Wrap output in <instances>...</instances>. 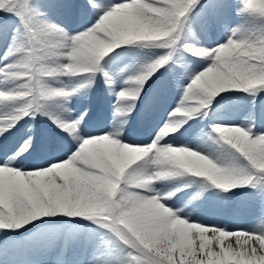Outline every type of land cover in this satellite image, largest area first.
<instances>
[{"label":"snow or ice","instance_id":"6c2138e0","mask_svg":"<svg viewBox=\"0 0 264 264\" xmlns=\"http://www.w3.org/2000/svg\"><path fill=\"white\" fill-rule=\"evenodd\" d=\"M234 7L229 26L230 0H0V264H264V127L199 126L225 94L264 93V0ZM99 80L111 124L88 132ZM241 189L259 225L193 216Z\"/></svg>","mask_w":264,"mask_h":264},{"label":"bare ground","instance_id":"6f19581e","mask_svg":"<svg viewBox=\"0 0 264 264\" xmlns=\"http://www.w3.org/2000/svg\"><path fill=\"white\" fill-rule=\"evenodd\" d=\"M57 18L61 22L67 24L70 28H75L77 26V22L74 20L71 22V19H69V18H65V17H57ZM200 38H201V40L205 38L202 35V33H200ZM208 39H209V37L205 38V40H208ZM219 39H220V32L216 31V32L212 33V35L210 37V42H213V46H214V42L219 40ZM128 62H129L128 60H124L121 63L123 64V63H128ZM161 71H163V70H161ZM158 75H160V74L158 73L157 76ZM100 85L102 86V92L100 91L101 90ZM103 87H104L103 81L101 83V80H99L98 83L96 84V86L92 89V91L90 93V103H89V105H87L89 108V116L86 117V123L84 124L85 131H88V132L98 131L99 129L103 128L104 126L111 124V112H112L111 103L114 101V97H109L107 95L106 90H104ZM169 102L170 101L165 102L161 105H157L156 108L148 114V116L146 118L147 124L144 123L145 119L143 121H141L140 119L136 118V114L134 113L133 118L129 121V123L132 126V132H131L129 139L135 140V141H142V140L147 139V136H148L149 132L151 131L152 126L161 117H163L166 114L165 109L168 107ZM92 104L95 106L94 110H93ZM98 105H101V108L94 115L95 109ZM85 106H86L85 103L80 99H74L72 102V105H71L74 112L82 110ZM257 110L258 109H255V108L250 109L249 113H251L252 116L254 117V115L257 113ZM226 115H228V114H226ZM232 116H230V117H232ZM248 116H249V114H248ZM230 117H229V119L225 118L223 120V122L231 121ZM37 121H38V127L41 130H44V131H46L52 135H58L59 134V130L56 129L54 125H51L50 121H47L46 118L37 117ZM232 122H233V120H232ZM241 122L242 123L240 125H243L245 123V120L243 119V121H241ZM29 123H32V122H29ZM190 123L195 124L194 121L190 122ZM261 123H264V122H261ZM22 124H23V122H22ZM23 127L26 128L27 124H23ZM201 127H204V130L208 131V128H206L205 124H203ZM17 138H18V136H17ZM244 190H237L236 195L233 196L231 200H233V201H234V199L240 200L239 197H243V196H240V194L241 193L244 194L245 192L247 193L249 191L246 189H244ZM190 191H192V190L187 191L188 195L187 194L185 195V199L190 198V196H191ZM247 197H248V195H247ZM244 198L245 197H243V199ZM241 200H242V198H241ZM194 203H197V202L194 201ZM239 203L241 204V201ZM241 205H240V208H242ZM232 209L234 210V208L231 206V204L229 202L226 203L225 201H222V200L212 196L211 193L206 192L199 199V201H198V212L193 213V216L200 215V217L205 222H214L218 225L228 226L229 228H232V229L234 228V224H235L236 228L237 227L238 228L253 227L252 225H250L248 223V221H242V220L236 219V214L234 215L230 212ZM243 211H244V208H243L242 212ZM244 212H246V211H244ZM247 214H245V215L247 216ZM237 215L240 216L239 214H237ZM248 217H249V219L254 220L253 219L254 217L251 214ZM253 222H256V221H253Z\"/></svg>","mask_w":264,"mask_h":264},{"label":"rangeland","instance_id":"374dc122","mask_svg":"<svg viewBox=\"0 0 264 264\" xmlns=\"http://www.w3.org/2000/svg\"><path fill=\"white\" fill-rule=\"evenodd\" d=\"M230 2L233 4V9H232V12H231L229 26H235V24L238 21V17L235 14V7H234L235 0H230ZM219 32H220L219 41L223 42L224 34H223L222 31H219ZM202 35L205 36L203 33H202ZM225 97H226L225 100L221 101L219 104L215 103V101H214L213 110L210 113V119H208V122L205 121V119H201L199 121V126L200 127L203 124H206V128H207V125L210 122L228 123V124L240 125L242 123L241 121H243V119L246 120L248 118V114H249L250 109H254V108L258 109L257 113L254 115V122L258 126L264 127V123H261V122H264V93H261L259 96L255 97L254 103H253V98L250 97V96H247L244 93H227V94H225ZM217 99H219V98H217ZM161 104H163V103L157 102V105H161ZM226 114H228L229 116L226 115ZM230 116H232V117H230ZM229 117H230L231 121L223 122V120L225 118L229 119ZM232 120H233V122H232ZM241 190H244V189H241ZM246 190H248V189H246ZM250 191L251 190H249L247 193L245 192L244 193L245 195L243 193L240 194V196L245 197L244 199H243V197H239L240 200L234 199L235 202L233 200H230L228 202L234 208V210L232 209L230 212L232 214H234V215L236 214V219L242 220V221H248V223L250 225L255 227V226L259 225V223H260L259 218L254 217L255 218L254 221H256L257 222L256 223V222H253V221L247 219V216H245V214H247V213H248L247 215H249V214L253 215L254 213L257 214L255 208L254 207H250L248 205V203H247V201L250 198V193H249ZM193 194H194V192L190 191V195L192 196ZM246 194L248 195V197H247ZM241 198H242V200H241ZM240 201H241V204L243 206L239 203ZM240 205H241L242 208H240ZM243 208H244V211H246V212H244V211L242 212ZM237 214H239L240 216H238ZM235 228L236 227H235V224H234V228L233 229H235ZM230 229H232V228H230Z\"/></svg>","mask_w":264,"mask_h":264}]
</instances>
